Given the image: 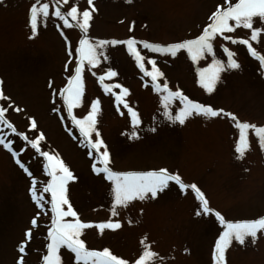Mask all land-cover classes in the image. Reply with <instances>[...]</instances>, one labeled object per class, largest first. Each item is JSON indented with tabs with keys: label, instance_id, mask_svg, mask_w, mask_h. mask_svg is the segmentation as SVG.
<instances>
[{
	"label": "rangeland",
	"instance_id": "rangeland-1",
	"mask_svg": "<svg viewBox=\"0 0 264 264\" xmlns=\"http://www.w3.org/2000/svg\"><path fill=\"white\" fill-rule=\"evenodd\" d=\"M33 0H2L0 2V89L10 100L0 99L7 107L5 118L17 131L34 139L40 132L42 151L58 155L76 177L67 185V196L81 221L93 222V227L83 230L81 239L86 247L101 250L104 247L133 264L142 251L145 240L150 249L158 253L149 264H213L212 250L223 227L214 214L197 216L199 201L191 189L181 192L174 183L154 199L134 200L127 207H119L113 216L111 182L103 174L92 171L94 157L81 143L83 137L72 123L60 89L67 84L75 64L68 55V47H78L81 31L65 28L55 18L38 26L32 36L27 24V13ZM236 0H93L88 37L167 44L195 38L210 21L208 17L216 7L235 3ZM75 3L80 11L91 8L87 0H69L67 9ZM57 24L60 27H57ZM254 18L253 26H261ZM131 28V31L129 30ZM63 29L64 36H62ZM234 39H250V30L237 27L226 33ZM67 37V41L64 37ZM259 42L250 43L264 55V31ZM235 53L240 69L220 74L214 91L207 93L198 83L197 69L211 62V56L193 63L181 50L177 57L160 55L137 48L145 57L156 59L157 67L164 73L158 80H167L172 90L179 89L190 99L232 112L241 121L264 126V68L251 56L247 46L214 40L218 58L226 59L220 45ZM107 60L100 59L94 66L85 63L82 72L83 93L73 115L83 118L91 102L99 100L96 128L110 151V167L114 171H148L166 168L178 172L185 183H195L205 194L209 206L220 211L226 220L255 219L264 216V149L253 130H249V147L242 158L234 150L237 130L234 123L221 115L208 118L193 115L184 125L168 121L162 112L159 94L151 84L145 86V77L134 57L123 44L104 49ZM112 68L116 77H105L106 84H121L129 92L124 96L130 107L138 111L141 125L137 139L127 136L131 128L127 109L120 105L117 111L112 89L105 92L98 77ZM51 81L52 86H49ZM11 105V106H9ZM178 101L173 103V108ZM53 107L60 111H53ZM19 108L20 111H16ZM29 117L37 128L29 127ZM155 128L156 131H151ZM7 139L13 140V149L29 168L37 181L39 191L50 177L43 169L44 158L22 138L3 126ZM95 134H93V137ZM99 166V165H98ZM31 178L15 163L11 153L0 145V264H17L18 245L27 241L25 264H43L46 254L47 230L50 226V195L44 194L45 207H37L31 198ZM66 207V206H65ZM37 212L40 213L37 216ZM36 218L37 225L31 221ZM65 219H74L66 217ZM120 221L119 229H106L102 233L96 223ZM131 221V222H130ZM31 229V237L25 236ZM146 238V239H145ZM187 249V251H185ZM61 264H82L66 246L59 249ZM225 264H264V234L258 233L255 243L246 238L243 245L233 241L225 251Z\"/></svg>",
	"mask_w": 264,
	"mask_h": 264
},
{
	"label": "snow or ice",
	"instance_id": "snow-or-ice-1",
	"mask_svg": "<svg viewBox=\"0 0 264 264\" xmlns=\"http://www.w3.org/2000/svg\"><path fill=\"white\" fill-rule=\"evenodd\" d=\"M2 2V0H0ZM131 2V0H129ZM88 5L92 6L90 9L85 8L80 11L75 3L71 4L67 9L63 5H68L69 0H33L30 4L27 13V24L29 26L31 35H37L38 26L41 23H46L49 19L55 18L62 21L65 28L76 27L82 36L79 39L78 47L73 50L68 47V55L73 58L75 66L73 69L66 70L70 74L67 79V84L60 89V98L63 100L72 123L79 130L83 137L82 144L88 148V155L94 157L92 164V171L96 174H103L107 181L111 182L112 192V207L110 209L113 216L117 215L119 207H127L128 204L134 200L154 199L158 193L163 192L169 187L170 183L178 186L181 192H187L191 189L195 194V199L199 201V207L195 214L197 216L214 214L216 220L223 227V231L219 233L212 250L213 264H225V251L229 245L236 241L243 245L246 238H251L252 243H255L258 238V233L264 234V216L255 219H241V220H226L220 211H217L209 206V201L203 191L195 183H185L181 175L176 172H170L166 168H159L148 171H114L110 165V151L101 138L100 132L96 128V114L98 111L99 100L95 99L91 102L90 110L83 118H77L73 115V108L76 107L81 100L83 93L82 72L84 71L85 63L88 66L97 65L101 58L107 60L108 57L104 55V49L110 45L123 44L127 46L128 53L134 57L139 71L143 74L141 79L145 77L150 80H145V86L151 84L154 92L159 94L160 105L163 116L170 122L184 125L186 120L193 115H200L208 118L220 117L223 115L229 118L237 130V138L234 141V150L238 154V158H242L246 149L249 147L248 134L249 130H253L255 136L258 138L259 144L264 149V126H257L255 123L241 121L236 114L225 111L224 109H217L211 105L201 103L195 99H190L179 89L172 90L169 87L167 80L161 83L158 78L163 77L164 73L157 67L156 59L149 58L147 63L151 65V70L145 67V57L141 55L137 45L142 44L143 48L150 50L153 53L160 55H168L177 57L181 50L186 52L187 57L193 63H198L202 58L211 56V62L204 67H198L197 75L199 77L198 83L207 93H212L220 79L221 72L240 69L241 65L234 58L235 53L223 44L220 47L226 55V59L218 58L214 51V40L217 37H223L224 41H230L232 44H241L247 46L248 52L255 57L261 68H264V55L258 53L257 49L252 46L251 41L259 42V36L264 31V0H236L235 3H226V6H217L215 11H212L208 20L210 21L203 27L201 34L195 38L183 39L179 42H172L167 44L149 43L147 41H138L133 37L126 40L117 39H99L96 41L90 40L87 33L92 19V13L96 11L93 0H87ZM254 18H259L262 22L261 26L254 27ZM242 26L243 29L250 30V39H234L231 35L237 27ZM59 28L60 25L57 24ZM131 31V28L129 29ZM62 36H64L63 29H61ZM67 41V37H64ZM117 72L112 68L98 77L101 87L107 93L112 89H120V91L112 92L115 97V104L117 111L124 115L120 110V105L127 109V115L130 118L131 128L127 133L129 139L138 138V130L142 123L138 111L129 106L128 102L124 100V96L129 92L127 87L121 84H106L105 77H116ZM51 87V81L49 82ZM0 99L4 101L10 100L3 94L0 89ZM178 101V106L173 108V103ZM11 106V105H9ZM8 111L7 107L0 106V145L7 149L14 158L15 163L31 178V198L35 201L37 207H45L43 200L44 194L50 195L49 203L51 204V219L50 226L47 230L48 243L46 245V254L43 255V264H61V257L59 249L66 246L75 254V259L82 264H129V260L121 258L113 254L109 248L104 247L101 250L90 249L86 247L85 241L81 239L83 230L93 227V222H83L78 217V213L74 210L67 196V185L69 181H73L76 177L73 172L60 159L58 155L51 154L49 151H42L40 142L44 140L43 132L36 135L34 139H29L22 131H17V128L5 118V113ZM16 111H20L16 108ZM53 111H60L53 107ZM29 127L37 128V122L34 118H28ZM3 126H7L10 131L16 136L22 138L24 141L39 153L44 158L43 169L50 179L40 189L37 190V181L32 177V173L25 163L19 158L20 153L15 151L12 147L13 140L7 139L3 133ZM151 131H156L155 128ZM93 134L95 136L93 137ZM99 165V166H98ZM66 206V207H65ZM40 215L39 212L36 214ZM72 217L74 219H65ZM131 222V221H130ZM32 225H37V220L34 217L31 221ZM95 227L102 233L106 229H119L121 227L120 221L112 222L111 220L99 222ZM25 236L31 237V229L27 230ZM146 239V238H145ZM27 241H22L18 245L17 264H25L24 255L26 254ZM142 251L138 258L134 260L133 264H149L154 261L158 253L152 251L145 240L141 241ZM187 251V249H185Z\"/></svg>",
	"mask_w": 264,
	"mask_h": 264
}]
</instances>
